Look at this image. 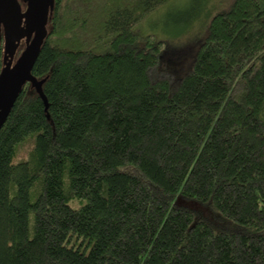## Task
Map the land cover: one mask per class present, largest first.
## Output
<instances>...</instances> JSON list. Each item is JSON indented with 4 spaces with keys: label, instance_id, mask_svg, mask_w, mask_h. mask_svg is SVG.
Listing matches in <instances>:
<instances>
[{
    "label": "trees",
    "instance_id": "trees-1",
    "mask_svg": "<svg viewBox=\"0 0 264 264\" xmlns=\"http://www.w3.org/2000/svg\"><path fill=\"white\" fill-rule=\"evenodd\" d=\"M169 1L54 0L44 98L0 128V264H264V0L209 8L185 64L137 24Z\"/></svg>",
    "mask_w": 264,
    "mask_h": 264
},
{
    "label": "water",
    "instance_id": "water-1",
    "mask_svg": "<svg viewBox=\"0 0 264 264\" xmlns=\"http://www.w3.org/2000/svg\"><path fill=\"white\" fill-rule=\"evenodd\" d=\"M23 2L22 9L19 0H0V40L3 37L4 52L0 68V128L26 83L43 97L44 79H37L31 70L47 36L48 16L54 0ZM22 38L24 43L20 49Z\"/></svg>",
    "mask_w": 264,
    "mask_h": 264
},
{
    "label": "rangeland",
    "instance_id": "rangeland-1",
    "mask_svg": "<svg viewBox=\"0 0 264 264\" xmlns=\"http://www.w3.org/2000/svg\"><path fill=\"white\" fill-rule=\"evenodd\" d=\"M230 1L231 0H170L158 9L152 11L149 17L138 21L137 24L140 31L151 33L153 36L164 40L166 45L163 47L164 52L161 57L163 62L164 58H168L170 55L175 54L174 51H180L181 54L177 56V58L180 57L185 64L191 60V52L193 49L190 51L189 49H183V47L186 45L185 42L194 38L198 33V29L203 27L202 22L204 21V14L207 13L209 8L215 11L221 5H228ZM19 2L23 9L25 5L23 0H19ZM173 47L176 49H171ZM166 50L172 52L169 53ZM170 66L172 67L173 64H170ZM149 76L152 79H172L169 70L167 71V69L162 66L158 68L151 67Z\"/></svg>",
    "mask_w": 264,
    "mask_h": 264
},
{
    "label": "flooded vegetation",
    "instance_id": "flooded-vegetation-1",
    "mask_svg": "<svg viewBox=\"0 0 264 264\" xmlns=\"http://www.w3.org/2000/svg\"><path fill=\"white\" fill-rule=\"evenodd\" d=\"M22 41H20V49H21V46H23V43H24V38H22L21 39ZM0 44H1V46H2V50H3V37L1 38V40H0ZM20 52V50H18L17 51V53H16V55L13 57V59L17 56V54ZM3 54H4V52H3Z\"/></svg>",
    "mask_w": 264,
    "mask_h": 264
}]
</instances>
